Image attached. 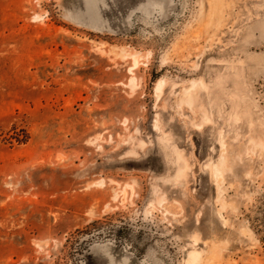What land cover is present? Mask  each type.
<instances>
[{
    "label": "rangeland",
    "instance_id": "obj_1",
    "mask_svg": "<svg viewBox=\"0 0 264 264\" xmlns=\"http://www.w3.org/2000/svg\"><path fill=\"white\" fill-rule=\"evenodd\" d=\"M192 263L264 264V0H0V264Z\"/></svg>",
    "mask_w": 264,
    "mask_h": 264
},
{
    "label": "bare ground",
    "instance_id": "obj_2",
    "mask_svg": "<svg viewBox=\"0 0 264 264\" xmlns=\"http://www.w3.org/2000/svg\"><path fill=\"white\" fill-rule=\"evenodd\" d=\"M214 175H215L216 179H218L220 176V172L216 169V171L214 172ZM190 260H192V262L196 263V261L198 262V256L194 255Z\"/></svg>",
    "mask_w": 264,
    "mask_h": 264
}]
</instances>
